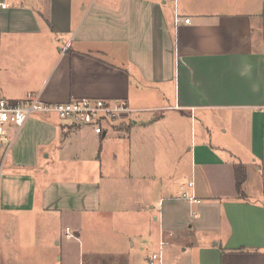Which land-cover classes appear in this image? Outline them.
<instances>
[{"label": "crops", "instance_id": "obj_1", "mask_svg": "<svg viewBox=\"0 0 264 264\" xmlns=\"http://www.w3.org/2000/svg\"><path fill=\"white\" fill-rule=\"evenodd\" d=\"M2 4L3 97L134 112L101 135L27 119L0 183V264H147L160 241L163 264H264V0Z\"/></svg>", "mask_w": 264, "mask_h": 264}, {"label": "built area", "instance_id": "obj_2", "mask_svg": "<svg viewBox=\"0 0 264 264\" xmlns=\"http://www.w3.org/2000/svg\"><path fill=\"white\" fill-rule=\"evenodd\" d=\"M0 7L5 8L6 5L2 4ZM133 112L134 110L123 103H111L105 100L82 98L51 104L43 102L39 95L34 93H28L19 100H8L0 94V183L15 134L31 115H54L73 126L89 127L95 134L101 135L105 133L106 128ZM188 186L191 187L192 183ZM180 198L190 203L199 202L186 192L182 193ZM165 245L164 241L159 242L158 250L150 253L147 264H163L162 252Z\"/></svg>", "mask_w": 264, "mask_h": 264}, {"label": "trees", "instance_id": "obj_3", "mask_svg": "<svg viewBox=\"0 0 264 264\" xmlns=\"http://www.w3.org/2000/svg\"><path fill=\"white\" fill-rule=\"evenodd\" d=\"M234 173L236 190L238 195L242 198L241 189L246 178L245 168L242 165H237L235 166Z\"/></svg>", "mask_w": 264, "mask_h": 264}, {"label": "rangeland", "instance_id": "obj_4", "mask_svg": "<svg viewBox=\"0 0 264 264\" xmlns=\"http://www.w3.org/2000/svg\"><path fill=\"white\" fill-rule=\"evenodd\" d=\"M263 191H264V189H263ZM251 199H253L254 201H256L259 198H257V197H251ZM262 200L264 201V198H262Z\"/></svg>", "mask_w": 264, "mask_h": 264}]
</instances>
